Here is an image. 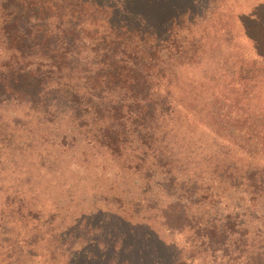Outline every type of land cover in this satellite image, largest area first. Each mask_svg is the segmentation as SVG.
Listing matches in <instances>:
<instances>
[{
    "label": "trees",
    "instance_id": "1",
    "mask_svg": "<svg viewBox=\"0 0 264 264\" xmlns=\"http://www.w3.org/2000/svg\"><path fill=\"white\" fill-rule=\"evenodd\" d=\"M62 1L0 0V130L6 119L32 122L35 129L25 128L33 139L27 143L37 147L56 138L55 144L64 148L81 136L121 177L126 176L123 170L129 171L130 183L138 189L136 203L162 216L164 231L187 230V257L200 252L205 241L210 249L205 264H218V245L225 255L229 247H239L242 258L233 256L225 264H264V233H254L250 252L244 254L240 249L246 246L248 225L235 212L221 218L235 222L233 231L229 224L203 220L200 212L201 200H206L218 215L212 184L223 169L234 174L233 162L223 158L226 152L217 141L230 140L220 133L232 135L234 150L264 155V134L252 142L233 120L218 119L210 106L197 107L203 102L201 94L184 91V50L195 53L191 42L184 47V22L192 24L202 15L184 10V0L169 5L159 18L149 10ZM257 20L253 26L260 24L263 31L264 19ZM246 35L255 49L262 47ZM212 91L209 98L216 93ZM186 99L194 108H186ZM184 120L211 134V151L196 154L200 145L182 140ZM12 136L0 138L9 152L19 149L9 143ZM178 140L188 146L182 149ZM258 176L247 177L254 184L248 201L257 207L264 227V174ZM125 215L92 214L77 219L72 229H61V264H180L181 248L163 240L146 222ZM233 233L234 243L229 238ZM192 264L204 263L200 256Z\"/></svg>",
    "mask_w": 264,
    "mask_h": 264
},
{
    "label": "rangeland",
    "instance_id": "2",
    "mask_svg": "<svg viewBox=\"0 0 264 264\" xmlns=\"http://www.w3.org/2000/svg\"><path fill=\"white\" fill-rule=\"evenodd\" d=\"M84 1L114 10H149L153 18H159L161 12L169 10V5L180 0ZM60 3L67 4L68 0ZM184 10L192 16L202 15L200 19L193 18L192 24L184 22V47L188 48L190 42L195 47L192 55H187L188 49L184 50V91L201 94L203 102L197 107L208 110L210 106L218 119L227 123L233 120L232 125L241 127L243 137L252 142L260 139L264 134V56L260 55L264 52V30L260 24L253 26L252 21H263L264 0H184ZM246 34L261 42L262 47L255 49L254 40L251 42ZM188 61L194 65L187 66ZM212 90L216 93L209 98ZM209 100L212 102L208 103ZM185 104L187 109L194 108L189 99ZM219 111L225 112V116ZM25 128L35 126L23 119L16 124L6 119L0 130V138L12 133L9 143L19 148L9 152L0 143V264H61L57 245L60 230L72 229L77 219L92 214L104 218L109 213L118 216L125 213L133 221L146 222L163 240L173 241L181 248L180 264L197 263L200 256L204 264L209 262L210 249L205 241L200 252L187 257L190 251L187 230L172 234L164 231L163 217L136 203L138 189L130 183L129 171L123 170L126 176L121 177L116 169H111L105 156L87 148L81 136L67 141L64 148L55 144L56 138L37 147L27 143L33 139L32 132ZM203 132L206 133L184 120L182 140L190 142V146L200 145L202 149L196 150V154L211 151L214 146L211 134ZM220 134L230 140L226 143L217 139L219 150L226 152L221 154L223 158L228 157L234 164V174L231 175L230 168L223 169V175L218 171L212 184L217 194L212 200H218V215H214L212 203L206 200H201L200 212L203 220L229 224L232 231L238 227L235 222L221 218L227 212H235L248 225L243 236L246 246L240 250L249 254L252 236L254 233L261 236L264 227L257 207H251L248 201L254 184L247 177L259 178V174H264V155L234 150L232 135ZM180 141L178 145L184 149L185 143ZM229 238L234 243L235 233ZM226 253L218 245L215 254L218 264H225L233 256L241 257L239 247H229Z\"/></svg>",
    "mask_w": 264,
    "mask_h": 264
}]
</instances>
